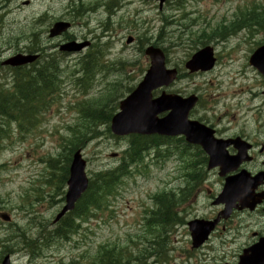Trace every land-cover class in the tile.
<instances>
[{"label": "rangeland", "instance_id": "1", "mask_svg": "<svg viewBox=\"0 0 264 264\" xmlns=\"http://www.w3.org/2000/svg\"><path fill=\"white\" fill-rule=\"evenodd\" d=\"M22 1H28V5L23 6ZM106 3L115 6L110 8L113 14L107 13ZM79 5L85 12L81 18L73 19L72 11ZM252 10L264 11V0H183L179 7L168 0L161 11L146 0H0V61L25 53L30 32L36 33L37 43L45 55L57 53L55 47L63 38L51 40L47 31L57 20L70 19L74 20L70 34L79 39L84 36L99 39L102 65H105L102 73L90 76L91 84L83 85L74 66L78 57L57 54L59 69L63 71L59 78L61 86L50 97L36 124L19 130L15 125L2 122L0 214H7L11 221L0 219V254H3L0 262L10 256L12 264H68L71 261L88 264L99 251L114 249L116 252L127 248L129 251L124 249V253L128 264H156V257L145 260L150 256L148 252L137 255L139 250L149 247L147 241L152 242L156 237L152 229L144 227L145 211L153 207L155 194L185 187L189 154L181 145L173 142L161 146L159 152L146 154L143 163L131 170L109 197L108 208L105 205L95 217L85 223L80 221L78 230L68 239H52L45 246L43 239L55 228L52 221L59 209V204L51 201V195H55L56 170L49 167L56 162L64 164L74 133L90 132L86 120L79 114L89 100H99L111 89L119 96L127 88L134 89L142 80L149 66L145 49L157 43L164 51L166 66L185 72L184 63L201 48V45L192 46L195 36L230 22L242 11ZM128 37L133 39L129 45L126 44ZM262 40L261 32L252 37L243 32L225 40H208L217 58L214 69L186 74L165 89L181 97L198 96L200 101L195 113L207 119L206 122L219 123L225 130L223 136L254 131L251 128L256 116L264 119V79L246 65ZM0 75L7 76L6 79L0 77V85L8 89L11 73L5 67L0 69ZM99 130L102 136L86 143L82 149L88 177L115 167L129 142L128 138L106 135L104 127ZM251 136L257 138L255 134ZM113 154L116 156L112 157ZM207 181L204 186L210 191L219 188L213 171L208 173ZM202 202L203 199L198 198L194 201L192 194L176 210L181 214L186 211L187 218L201 216L206 212ZM77 223L73 220V225ZM10 228L23 230L25 238L36 244V250L31 252L22 245L16 246L19 239L10 242L6 234ZM4 243L12 248L5 249ZM176 246L179 244L166 250H175L167 253L171 258L166 257V264H180L188 259L194 262L197 253L189 247L176 250Z\"/></svg>", "mask_w": 264, "mask_h": 264}, {"label": "trees", "instance_id": "2", "mask_svg": "<svg viewBox=\"0 0 264 264\" xmlns=\"http://www.w3.org/2000/svg\"><path fill=\"white\" fill-rule=\"evenodd\" d=\"M173 1L175 5L179 7L182 5L183 0ZM110 7L111 3H108L107 9ZM84 11L83 6L79 5V7L74 9L73 14L76 18H79ZM107 12L109 11L107 10ZM241 30L246 31L249 37H252L261 30L263 31L264 11H242L229 23L222 24L209 33L203 31L199 36H195V40L192 41V46L196 48L199 44L204 45L206 42L208 44V40L211 39H224L226 36L237 34V32ZM26 39L28 46L26 47L27 51L25 53H39L41 59L38 63L36 62L31 65V68L8 69L11 73V86L8 90H4L3 87L0 86V130L1 126H3L2 122L8 125L14 124L19 130L24 129L25 125H28L30 128L33 127L38 117L46 110L50 97L55 95L61 86L59 78H61L63 71H60L59 60L55 57L58 53L45 55L44 49L40 48L37 43L36 33L34 32H30ZM154 46H156V44H154ZM98 50H100L99 47ZM98 50L89 51L78 60V70H76V72L80 74L78 80H80L83 85L91 84V81L88 79L92 74H98L104 71L105 67L102 65V58ZM0 69H2L1 66ZM183 76L184 74H181L179 79ZM123 94L124 93L121 92V94L117 96L114 94V90L111 89L99 100H89V102L81 108L80 116L86 120L90 132L88 134L80 132L74 133L69 140V150L66 160H63L64 164L56 162L53 167H49L56 170L54 197L60 198H56L57 200L53 201L55 204L63 202L62 191L68 175V164L70 162L71 153L77 149H82L89 141L97 139L100 135L97 129L98 127L104 126L108 132L107 126L117 109V101L123 97ZM160 141L163 140L157 137L153 139L136 136L131 137L129 148L123 152L119 164L115 168L94 174L89 182L88 191L77 203L74 211L67 214L66 218L61 220L57 227L55 226V228L48 233V236L43 239V244L47 246L51 243L52 239L66 240L72 233H75L76 226L74 227L73 225V219H83L86 221L90 217H93L94 212L99 210L106 203L107 198L116 190L122 178L127 175L129 169L142 164L144 153L153 144L157 147ZM176 142L181 143L184 148H188L187 145L184 144L183 139H177ZM187 150L191 151L192 158V175L188 179V183H191V185L188 186V188L193 189L194 185L196 186L203 180L201 175L203 174L206 157L197 147H189ZM56 165H58V167ZM179 204V195L160 194L154 196V208L148 210L146 223L149 224L150 220H157V226L167 223L171 220L170 215L176 213V208ZM158 215L167 216H165V218L162 216V219H159L157 218ZM6 234L10 242L19 239V244L16 246L22 245L25 249H30L31 252L36 250V244L33 240L25 238L23 230L19 228H10ZM4 245L6 246L5 249L12 248L9 243H4ZM159 247L161 250L163 249L162 244ZM10 252H12V250ZM157 252L158 251H156V253ZM2 255L3 254H0V257ZM128 260V257L125 256L124 249H118L116 252L114 249H106L97 252L91 259V264H125Z\"/></svg>", "mask_w": 264, "mask_h": 264}, {"label": "water", "instance_id": "3", "mask_svg": "<svg viewBox=\"0 0 264 264\" xmlns=\"http://www.w3.org/2000/svg\"><path fill=\"white\" fill-rule=\"evenodd\" d=\"M148 1H158L161 8L165 0ZM68 28V23L59 22L54 24L49 31V38L59 36L66 32ZM131 41V39H128L127 43ZM85 46H87V43L77 44L70 42L62 45L59 50L66 53H77ZM145 55L150 60L149 69L136 90L120 103V112L111 120V132L116 136L128 134L183 135L188 143L200 145L208 155L209 170L214 167H220V176H224L226 173L235 170L238 164L244 160L245 148L241 146L243 143L239 139L234 141H217L213 138L211 130L201 126L197 122L188 121V113L197 101V98L194 96L182 99L178 96L162 94L159 98L152 100L151 92L157 88L171 84L177 73L174 69L167 70L165 68V57L160 49L150 47L145 51ZM35 59L36 57L17 55L3 64L16 67L32 63ZM214 63L215 59L213 58L212 49L205 47L192 56L185 64V68L190 73L197 71L205 72L212 69ZM249 64L264 76V46L254 51L249 59ZM165 111H170V113L165 118L158 119L157 116ZM230 144L235 145L238 149V154L235 157L228 156L226 152V147ZM84 169L85 161L82 159L80 151H77L73 154L69 167L65 204L55 221H58L65 213L73 210L75 203L86 191L88 181L85 177ZM256 185V180H251L244 172L227 177L217 203L225 204L226 209L224 213L228 214L234 201L242 200L246 202L247 198H249L248 193L250 188H254ZM1 217L3 220H7L6 216ZM195 238L196 241V234ZM1 264H10L9 258L5 257ZM239 264H264V238L240 256Z\"/></svg>", "mask_w": 264, "mask_h": 264}, {"label": "flooded vegetation", "instance_id": "4", "mask_svg": "<svg viewBox=\"0 0 264 264\" xmlns=\"http://www.w3.org/2000/svg\"><path fill=\"white\" fill-rule=\"evenodd\" d=\"M255 135L258 139L250 134L243 135L245 140L250 143L251 149L249 151L250 161L244 163L241 168L250 175L264 172V129ZM229 152L235 153L232 148L229 149ZM256 193H264V182L257 188ZM254 215L264 219V198L252 212L248 210L234 211L227 221L218 224V230L209 236L199 250L192 251L197 253L193 263L188 259L180 264H237V259L243 249L264 237V223L261 225L259 219L255 218ZM217 216L218 212L203 217V219L214 220ZM182 229H184L185 234L189 235L187 227H182ZM185 247L193 250L190 241L183 242L181 248L185 249ZM232 248H235L236 251H230ZM227 253L234 255L231 261H220L221 255Z\"/></svg>", "mask_w": 264, "mask_h": 264}, {"label": "bare ground", "instance_id": "5", "mask_svg": "<svg viewBox=\"0 0 264 264\" xmlns=\"http://www.w3.org/2000/svg\"><path fill=\"white\" fill-rule=\"evenodd\" d=\"M88 68H89V67H88ZM85 72H87V71H85ZM87 74H88V73H87ZM87 74H86V75H87ZM87 76H88V75H87ZM85 79H86V78H85ZM30 119H31V118H30ZM28 120H29V119H28ZM27 124H28V123H27ZM86 210H88V209H86Z\"/></svg>", "mask_w": 264, "mask_h": 264}]
</instances>
